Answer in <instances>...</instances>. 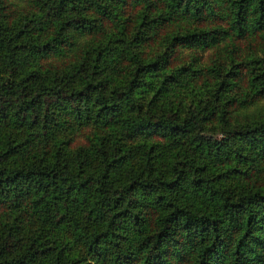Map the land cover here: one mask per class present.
Here are the masks:
<instances>
[{"label":"trees","instance_id":"obj_1","mask_svg":"<svg viewBox=\"0 0 264 264\" xmlns=\"http://www.w3.org/2000/svg\"><path fill=\"white\" fill-rule=\"evenodd\" d=\"M262 178L264 0H0V264H264Z\"/></svg>","mask_w":264,"mask_h":264},{"label":"rangeland","instance_id":"obj_2","mask_svg":"<svg viewBox=\"0 0 264 264\" xmlns=\"http://www.w3.org/2000/svg\"><path fill=\"white\" fill-rule=\"evenodd\" d=\"M196 54H197L196 68L199 69L201 73L199 74V77L196 79V91H195L196 96H194L193 99L196 100V97L197 98H204V97L212 98L213 92L210 91L209 89L200 88V81L202 80V77L204 75H207V77L209 78L212 75L216 76L214 66H217L218 72H219L218 74L220 76L221 74L223 75V73L225 72L227 68V63L226 61H223V59L220 56H216L213 54V52H210V51L209 52L205 51V52H200V53L196 52ZM249 54L253 55L255 61L262 59V56H263L262 50H259V49L256 50L255 53L250 52ZM209 78L207 79L210 81ZM179 95H180V99L183 105H185L191 99V96H190L191 92L188 91L187 89L181 90ZM63 111H64L63 114L59 110L55 111L56 112L55 119L57 120V124H58L56 127L58 130L61 131L59 135H61L62 138L64 139L70 140V143L72 142L74 145L82 143L84 141V137L86 136V134L90 132L88 130L89 126L92 127L94 124L96 127L95 121L92 120L88 123L87 126L81 127L83 123V120L81 118H77L73 116L72 113L70 114L69 112L65 110ZM74 145H71V147ZM262 183L264 184V179Z\"/></svg>","mask_w":264,"mask_h":264}]
</instances>
